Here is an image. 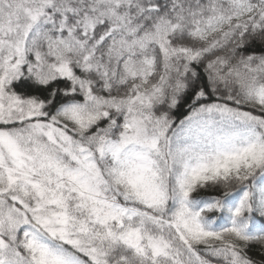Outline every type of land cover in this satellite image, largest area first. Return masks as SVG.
Wrapping results in <instances>:
<instances>
[{
  "label": "snow or ice",
  "instance_id": "obj_1",
  "mask_svg": "<svg viewBox=\"0 0 264 264\" xmlns=\"http://www.w3.org/2000/svg\"><path fill=\"white\" fill-rule=\"evenodd\" d=\"M0 264H264V0H0Z\"/></svg>",
  "mask_w": 264,
  "mask_h": 264
}]
</instances>
